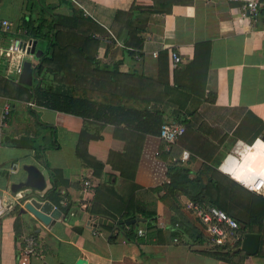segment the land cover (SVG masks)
<instances>
[{
	"label": "crops",
	"instance_id": "0c3cea01",
	"mask_svg": "<svg viewBox=\"0 0 264 264\" xmlns=\"http://www.w3.org/2000/svg\"><path fill=\"white\" fill-rule=\"evenodd\" d=\"M256 1L254 19L238 17L241 1L225 0H9V14L0 9V19L9 22L6 30L0 29V52L14 40L25 42L26 49V42L34 43L28 52L38 65L37 75L74 86L70 93L85 97L87 113L49 109L9 93V80L13 89L23 83L14 73L0 71V106L7 102L10 107L0 129V264H16L22 233L37 240L27 264H228L193 251L197 247L184 240L173 242L166 228L157 225L168 223L171 199L161 200L162 191L149 195L144 189L167 182V166L179 163L189 177L208 166L203 190L211 202L243 217L252 194L253 213L264 212L258 201L264 196L232 176L229 156L236 142L249 147L243 161L251 150L264 155V0ZM39 13L46 22L57 15L77 20L69 26L53 24L49 37L19 34L20 22ZM129 16L130 45L125 47L120 40ZM170 50L180 57L175 65ZM4 59L1 53L3 65L8 62ZM16 62L12 56L10 67ZM158 120L184 126L166 151L157 137ZM41 147L39 157L35 148ZM181 152L187 154L184 161L179 160ZM12 162L17 167L9 173ZM260 163L264 165L263 157ZM24 164L36 167L44 178L41 191H30L57 209L42 198L53 186L59 203H68L66 214L57 209L58 215L43 224L26 210L12 211L26 200L5 207L23 190L12 192L10 186L23 180ZM258 171L264 174V168ZM83 181L90 183L85 193ZM151 197L156 230L146 241L134 242L123 231L107 228L112 226L88 223L99 216L112 221L129 199L149 202ZM175 198L180 212L193 222L182 211L187 199L181 194ZM144 225L137 221L135 236L143 237ZM252 232L259 235L258 253L245 255L241 264H264V217L259 232L255 227Z\"/></svg>",
	"mask_w": 264,
	"mask_h": 264
},
{
	"label": "trees",
	"instance_id": "16d2710c",
	"mask_svg": "<svg viewBox=\"0 0 264 264\" xmlns=\"http://www.w3.org/2000/svg\"><path fill=\"white\" fill-rule=\"evenodd\" d=\"M43 10V9H42ZM159 11V10H158ZM118 13V12H117ZM40 14V13H39ZM53 19H49L47 22L42 15L35 16L30 20H22L19 24V34L27 35L31 37H49V33L51 32L52 25H71L72 22L77 20L76 16H52ZM131 16L127 18L124 23V28L126 29L125 38H121V43L123 46L128 47L130 45L129 33L132 25L131 20L129 19ZM142 29V28H141ZM138 31V29H135ZM94 34H90V37L95 39ZM96 40V39H95ZM141 39L138 38V43L136 47L140 46ZM48 52V51H47ZM45 52L43 55H47ZM38 65H35L31 70V84L30 86L25 84H18L14 87L10 86L11 81L9 80V93L13 90L17 95L23 94L24 98L28 101H33L37 105L55 109L67 113L78 114V115H87L85 112V108L83 107L85 103V97L83 96H73L70 92V89H76L72 85L62 84L60 82H53L52 78L49 80L46 77H39L37 75ZM29 87V89H28ZM11 89V90H10ZM80 89V88H78ZM161 121L158 120L157 123V131L158 126ZM54 146L52 142L49 147ZM37 151V155L42 157V151L44 147L35 148ZM47 167V166H46ZM49 170V175L53 178V171ZM189 171L180 165L179 163L167 166L166 168V177L167 182L144 189V193L151 195L152 193H157L162 191L161 195L158 197L161 200L165 198H170L171 203L168 206L169 209V219H168V228L165 230L168 233L170 239L175 238L176 241L184 240L190 247L194 248L193 251L218 260L228 264H241L245 255L239 250L240 240L238 239L231 246H216L210 248H204L201 245L205 241V237L200 233L194 221L190 222L188 219L184 217V215L179 210V204L176 202V195L181 194L186 199L191 200L194 203L200 204L202 206H215L218 209L222 210L226 215L231 217L237 223L236 233L239 235V238L245 232H252L253 227H255L256 232H259L261 227V222L264 217V212L260 211L259 214L253 213V198L255 200L256 196L251 194V201L249 204V211L247 216L235 215L234 213H230L225 208L218 206L217 204L211 202L208 195L204 192L203 188L205 183L209 180L210 169L208 166H202L193 177L188 176ZM56 182L54 181L53 185ZM42 198L48 199L53 202L54 206L62 213L66 214L69 206L68 203L62 205L59 203L61 199L60 195L55 193L53 186L44 192ZM152 201L144 202L138 200L137 198L129 199L124 207V209L119 213L117 217L111 216L113 226L107 227L111 231L122 230L126 236L134 241V242H142L146 241V238L155 234L154 228V216L155 209L153 205V197ZM264 205V200H258ZM261 209V207H260ZM18 209L12 210L16 213ZM89 214L91 211L89 208L87 209ZM264 210V209H263ZM94 217H96L94 215ZM135 218H141L144 220V234L142 236H135V225L137 221ZM132 220V222L126 225L127 221ZM17 218L15 217L13 220V231L15 236L18 235V223ZM106 227V225H103ZM114 229V230H113ZM114 235L110 234L109 240H113ZM175 241V242H176ZM262 244V242H261ZM259 250V249H258ZM258 253V251H257Z\"/></svg>",
	"mask_w": 264,
	"mask_h": 264
},
{
	"label": "built area",
	"instance_id": "2783aa9c",
	"mask_svg": "<svg viewBox=\"0 0 264 264\" xmlns=\"http://www.w3.org/2000/svg\"><path fill=\"white\" fill-rule=\"evenodd\" d=\"M227 2L241 1V5L238 11L239 18H250L254 19L257 15V1L256 0H225ZM262 17L264 21V8L262 10ZM9 26V22L4 19H0V29L2 31L6 30ZM96 40L101 42H108L105 38L100 36H93ZM4 60L8 63L11 61V57L14 56V60H17L13 67L14 76L17 77L20 73L21 64L23 62L30 63L31 70L34 68L35 64L32 61V55L29 54L24 46L22 47L19 40H14L11 42L5 50H3ZM169 58L172 65L177 64L180 61L179 55L170 50ZM10 107L7 102H3L0 106V129H2L7 122L9 117ZM184 131V126L180 123L173 121H162L158 126L157 137L163 142V149L166 151L170 143H172L177 137H179ZM249 147L246 144L236 142V145L232 149V154L230 156V162H233L235 167L237 162L240 163L243 154ZM187 157L186 152H181L179 160L184 161ZM232 160V161H231ZM17 164L12 162L8 165L7 171L13 173L16 169ZM231 175V174H230ZM246 189L258 195L264 196V174L258 175L252 169H247L242 174L240 178L237 179ZM90 183L88 181L82 182V192L85 193L89 188ZM20 200V195L12 197L5 202V207L10 208L11 204H18ZM60 203L63 204L62 201ZM182 211L188 214L194 221L200 233L205 237V241L201 245L204 248L210 247H220V246H231L237 241L239 235L236 233L237 223L234 219L226 215L222 210L215 206H202L200 204L194 203L191 200H185L182 203ZM160 228H168L167 223L158 222L157 224ZM122 230H116L119 232ZM119 232V233H121ZM137 235H142L140 229L136 230ZM19 242H21L18 250L15 254L16 264H27L30 256L35 253L37 247V240L32 234L22 233L18 236ZM175 242L176 239L172 238Z\"/></svg>",
	"mask_w": 264,
	"mask_h": 264
},
{
	"label": "water",
	"instance_id": "95a60500",
	"mask_svg": "<svg viewBox=\"0 0 264 264\" xmlns=\"http://www.w3.org/2000/svg\"><path fill=\"white\" fill-rule=\"evenodd\" d=\"M29 45V52L33 51V44L26 42ZM24 43H22V46ZM30 66L28 62H23L21 65L20 73L18 74V81L23 84L30 83ZM262 139L264 140V134L262 135ZM21 170L25 173L23 180L19 181L16 184H12L10 189L12 192L17 191L19 189H23L20 195V201L26 200L23 202L22 206L18 208L19 213H23L24 210L28 211L43 224H47L50 219L54 218L58 215L57 209L53 208L50 203L47 201H39L38 197L32 191H41L44 187V178L42 173L34 166L29 164H24L21 166ZM30 189L32 191H30ZM135 221H143L141 218H135ZM132 222V220L127 221L128 223ZM91 226L95 225H106L113 226V222L106 217L99 216L96 219L92 220ZM259 242V235L254 232H245L242 234L239 250L244 255H253L257 252ZM80 261L76 260L74 264H79Z\"/></svg>",
	"mask_w": 264,
	"mask_h": 264
},
{
	"label": "bare ground",
	"instance_id": "6f19581e",
	"mask_svg": "<svg viewBox=\"0 0 264 264\" xmlns=\"http://www.w3.org/2000/svg\"><path fill=\"white\" fill-rule=\"evenodd\" d=\"M7 40H9V36H7ZM3 52L4 51L1 49L0 54L3 53ZM0 71L8 72L10 76H13V72H14L13 71V68L10 67V65H9L8 62L6 64H4V65L0 63ZM244 155L245 154H243V156ZM243 156H242V158H243ZM262 157L264 158V155L261 154V153H259V152H257V150L256 151L255 150H251L249 152V154L246 157H244V161L242 160L243 162H241V164L237 168L236 167L235 168L234 167L231 168V174H232V176L239 179L240 178V174H242V172H244L247 169H250V170L252 169L253 171H257L256 173H258L259 172L258 171V168L259 169L260 168L261 169L264 168V165H262L260 163L261 160H262ZM259 159H261V160H259ZM255 165L257 166L256 167L257 170H255V168H254Z\"/></svg>",
	"mask_w": 264,
	"mask_h": 264
},
{
	"label": "rangeland",
	"instance_id": "374dc122",
	"mask_svg": "<svg viewBox=\"0 0 264 264\" xmlns=\"http://www.w3.org/2000/svg\"><path fill=\"white\" fill-rule=\"evenodd\" d=\"M9 0H0V9L3 13L4 10H6L9 14ZM29 50V47L27 48V51Z\"/></svg>",
	"mask_w": 264,
	"mask_h": 264
}]
</instances>
